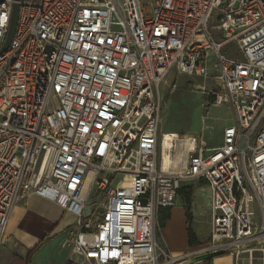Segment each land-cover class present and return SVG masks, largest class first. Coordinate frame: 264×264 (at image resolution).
Instances as JSON below:
<instances>
[{"label": "built area", "instance_id": "built-area-1", "mask_svg": "<svg viewBox=\"0 0 264 264\" xmlns=\"http://www.w3.org/2000/svg\"><path fill=\"white\" fill-rule=\"evenodd\" d=\"M15 3L0 0V50ZM17 4L0 55V251L14 208L36 194L75 218L64 264H177L217 250L239 264L264 254V0ZM229 43L237 57L223 52ZM172 71L212 82L211 106L232 111L219 146L161 132ZM185 182L207 186L211 237L175 258L157 230Z\"/></svg>", "mask_w": 264, "mask_h": 264}, {"label": "rangeland", "instance_id": "rangeland-1", "mask_svg": "<svg viewBox=\"0 0 264 264\" xmlns=\"http://www.w3.org/2000/svg\"><path fill=\"white\" fill-rule=\"evenodd\" d=\"M224 53L231 52L233 57H237L239 52L235 43H229L223 49ZM176 86L174 88V85ZM214 85L212 82L205 83L202 78L180 76L172 71L165 83L161 86L162 93V112H161V132L162 133H178L180 135H196L202 137L210 148L219 146L223 140V130L227 126H231L233 121V113L228 107H212V92ZM124 175L119 174L114 184L117 185L123 180ZM191 189V197L189 199V212H186L185 194H180L178 206L182 207L185 213V225H179L178 222L168 225L166 232L170 236V240L179 251L176 257L187 256L190 253L199 251L203 247H207L211 237L212 219L209 210V192L207 186L203 182H185L184 189ZM97 190L93 191L96 196ZM94 198L89 203L88 213L93 211L95 206ZM252 211L255 212V219L258 223L261 220V211L257 204H252ZM190 217V226L195 232L197 239L204 243L201 246L189 247L187 242L188 236V218ZM157 230L158 244L163 250L171 254L164 246V236L161 235L164 229L165 216L159 218ZM67 229L61 232L63 241L66 242L71 238V234L75 230V219L68 216L64 219L62 227ZM10 236V235H9ZM5 234V245L10 241V237ZM4 245V246H5ZM173 251H172V254ZM175 257V256H174ZM193 257V256H192ZM180 264H235V258L229 253L217 256L211 260L199 263H191L188 257H184ZM178 264V263H177ZM239 264H264V254L258 251L251 255L243 254Z\"/></svg>", "mask_w": 264, "mask_h": 264}, {"label": "crops", "instance_id": "crops-1", "mask_svg": "<svg viewBox=\"0 0 264 264\" xmlns=\"http://www.w3.org/2000/svg\"><path fill=\"white\" fill-rule=\"evenodd\" d=\"M167 213L170 220L164 223L161 235L164 236V246L171 254L173 251L177 258L176 253L181 250L172 243L166 230L169 224L175 222L184 227L185 213L177 204ZM69 215L72 216L57 203L36 194L21 201L10 216L6 229L10 241L0 251V264H27L30 251L36 247L29 264H64L69 255V240L64 242L61 232L70 226L62 227L64 219ZM186 240L188 242V236Z\"/></svg>", "mask_w": 264, "mask_h": 264}, {"label": "water", "instance_id": "water-1", "mask_svg": "<svg viewBox=\"0 0 264 264\" xmlns=\"http://www.w3.org/2000/svg\"><path fill=\"white\" fill-rule=\"evenodd\" d=\"M14 1H16V3L13 6V13H12V19H11L9 32L7 34L6 41H5L2 49L0 50V55L8 50V48H9V46H10V44L14 38L16 30H17V23H18V16H19V5L17 4V2L19 0H14ZM227 253H228V251H226V250L211 251L209 253H203V254H199V255H195L193 257H190L189 260L191 263H199V262L211 260L217 256L225 255Z\"/></svg>", "mask_w": 264, "mask_h": 264}, {"label": "trees", "instance_id": "trees-1", "mask_svg": "<svg viewBox=\"0 0 264 264\" xmlns=\"http://www.w3.org/2000/svg\"><path fill=\"white\" fill-rule=\"evenodd\" d=\"M180 194H185L184 196H185V198H186V203L187 202H189V199H190V197H191V189L190 188H185L184 189V186L180 189V191H179V197H180ZM186 212L188 213L189 212V205H188V203L186 204ZM167 212H169V211H163L161 214H160V217H161V215L162 216H165V219L167 220V219H169V215H168V213ZM190 217L188 218V221H187V223H188V225H189V227H188V245H189V247H197V246H201V245H203L204 243H202V242H200L198 239H197V236H196V234H195V232L192 230V228H191V226H190ZM165 223V222H164ZM37 248L38 247H36L35 249H33V250H31L30 251V253H29V255H28V257H27V260H26V263L27 264H29L30 262H31V258H32V256H33V254L36 252V250H37Z\"/></svg>", "mask_w": 264, "mask_h": 264}, {"label": "bare ground", "instance_id": "bare-ground-1", "mask_svg": "<svg viewBox=\"0 0 264 264\" xmlns=\"http://www.w3.org/2000/svg\"><path fill=\"white\" fill-rule=\"evenodd\" d=\"M181 262L179 261L178 264H180Z\"/></svg>", "mask_w": 264, "mask_h": 264}]
</instances>
